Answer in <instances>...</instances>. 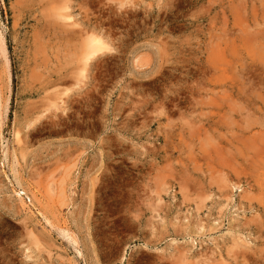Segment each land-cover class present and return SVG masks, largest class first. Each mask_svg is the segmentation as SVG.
Wrapping results in <instances>:
<instances>
[{"label": "rangeland", "instance_id": "rangeland-1", "mask_svg": "<svg viewBox=\"0 0 264 264\" xmlns=\"http://www.w3.org/2000/svg\"><path fill=\"white\" fill-rule=\"evenodd\" d=\"M0 37V264H264V0H0Z\"/></svg>", "mask_w": 264, "mask_h": 264}, {"label": "bare ground", "instance_id": "bare-ground-1", "mask_svg": "<svg viewBox=\"0 0 264 264\" xmlns=\"http://www.w3.org/2000/svg\"><path fill=\"white\" fill-rule=\"evenodd\" d=\"M1 43H2V39L0 37V47H2ZM100 45L101 44H100L99 40L95 37L89 38L87 40V43L85 44V47H86L85 50H87L86 58H85L86 62H89V60L92 59L94 56L96 57L97 52H100V48H99ZM103 45H105V44L103 43Z\"/></svg>", "mask_w": 264, "mask_h": 264}]
</instances>
